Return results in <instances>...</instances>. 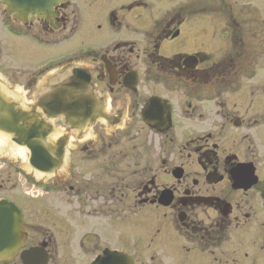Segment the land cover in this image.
Here are the masks:
<instances>
[{
    "label": "flooded vegetation",
    "instance_id": "flooded-vegetation-1",
    "mask_svg": "<svg viewBox=\"0 0 264 264\" xmlns=\"http://www.w3.org/2000/svg\"><path fill=\"white\" fill-rule=\"evenodd\" d=\"M19 17L0 0V91L48 164L0 153V264H264V0Z\"/></svg>",
    "mask_w": 264,
    "mask_h": 264
},
{
    "label": "water",
    "instance_id": "water-1",
    "mask_svg": "<svg viewBox=\"0 0 264 264\" xmlns=\"http://www.w3.org/2000/svg\"><path fill=\"white\" fill-rule=\"evenodd\" d=\"M2 4L6 7L7 14L16 13L23 18L31 17L34 14L42 17L44 11L49 10L50 0H2ZM25 121L26 117H24V114L18 112L17 107L11 106V104L3 98V94L0 91V133L12 144L25 148L30 152L29 163L33 169L44 171L42 170V166L48 164L46 156L44 157L42 151L44 138L40 136V133L44 130V125L38 123L28 124L27 121ZM55 166L56 164L52 165L50 170ZM5 212L6 209L4 204H0V260L9 257L12 252L10 245L12 237L6 244L3 241V237L7 234L6 230L9 227L12 228V222H15L16 225L20 223L18 217L14 219L11 216L9 220L10 226L7 224L4 227ZM16 239L17 234L15 235V240Z\"/></svg>",
    "mask_w": 264,
    "mask_h": 264
},
{
    "label": "rangeland",
    "instance_id": "rangeland-1",
    "mask_svg": "<svg viewBox=\"0 0 264 264\" xmlns=\"http://www.w3.org/2000/svg\"><path fill=\"white\" fill-rule=\"evenodd\" d=\"M4 43H5V45H7L6 42H4ZM3 52H5V53L7 52L6 47L4 49H1V54H3ZM36 61L37 60H31V62H29L27 64L29 66H31L33 63H36ZM8 150H9V152H11V156L13 157L14 162L16 164L20 165L22 170H25L26 167L24 166V162H23L24 158L22 157V151H20V149L13 147V146H10ZM4 162H6V161H4V159H0V166L5 164ZM24 167H25V169H24ZM16 176H17V179H21V180L23 179L22 175H19V176L16 175ZM20 189H23V188L21 187ZM37 190L40 191L39 189H37ZM34 191H36V189H33V193H32L33 195H36L39 193V192H34Z\"/></svg>",
    "mask_w": 264,
    "mask_h": 264
},
{
    "label": "bare ground",
    "instance_id": "bare-ground-1",
    "mask_svg": "<svg viewBox=\"0 0 264 264\" xmlns=\"http://www.w3.org/2000/svg\"><path fill=\"white\" fill-rule=\"evenodd\" d=\"M10 145L8 144L7 138L5 136L0 135V153H7L9 152ZM22 151V150H20Z\"/></svg>",
    "mask_w": 264,
    "mask_h": 264
}]
</instances>
